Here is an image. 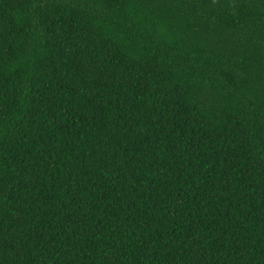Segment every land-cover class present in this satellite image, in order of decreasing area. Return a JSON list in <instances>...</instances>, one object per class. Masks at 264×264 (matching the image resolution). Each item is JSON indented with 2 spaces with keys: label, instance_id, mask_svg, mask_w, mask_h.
Masks as SVG:
<instances>
[{
  "label": "trees",
  "instance_id": "trees-1",
  "mask_svg": "<svg viewBox=\"0 0 264 264\" xmlns=\"http://www.w3.org/2000/svg\"><path fill=\"white\" fill-rule=\"evenodd\" d=\"M0 264H264V0H0Z\"/></svg>",
  "mask_w": 264,
  "mask_h": 264
}]
</instances>
